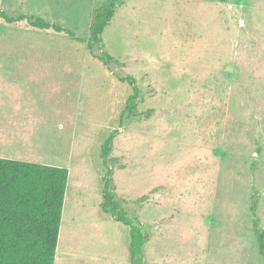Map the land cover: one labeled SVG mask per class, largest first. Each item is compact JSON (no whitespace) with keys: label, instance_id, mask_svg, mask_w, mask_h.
Listing matches in <instances>:
<instances>
[{"label":"rangeland","instance_id":"rangeland-1","mask_svg":"<svg viewBox=\"0 0 264 264\" xmlns=\"http://www.w3.org/2000/svg\"><path fill=\"white\" fill-rule=\"evenodd\" d=\"M112 1L0 0L86 41L0 20V68L32 78L25 130L0 158L69 171L55 264L134 263L129 228L102 207L108 171L143 264H264V0H120L90 49ZM128 77L137 115L120 125Z\"/></svg>","mask_w":264,"mask_h":264},{"label":"trees","instance_id":"trees-1","mask_svg":"<svg viewBox=\"0 0 264 264\" xmlns=\"http://www.w3.org/2000/svg\"><path fill=\"white\" fill-rule=\"evenodd\" d=\"M119 1L113 0L94 17L87 42L90 49L102 47V34L114 17ZM0 20L7 24L26 23L36 30L52 31L79 43L86 42L76 38L73 31L42 18L12 17L0 11ZM94 57L104 64L114 61L104 51ZM124 81L133 87L134 94L126 103L120 125L125 115L127 118L137 115L136 101L139 97L135 79L128 77ZM115 137L113 133L105 141L102 158L107 159L110 155ZM110 176L111 171H108L104 180L103 210L129 228L130 251L135 258L133 264H143L146 237L116 200ZM68 180L69 171L66 168L0 158V264H55ZM253 210L255 216L256 203ZM255 233L264 258V230L260 231L256 222Z\"/></svg>","mask_w":264,"mask_h":264},{"label":"crops","instance_id":"crops-1","mask_svg":"<svg viewBox=\"0 0 264 264\" xmlns=\"http://www.w3.org/2000/svg\"><path fill=\"white\" fill-rule=\"evenodd\" d=\"M22 73H24L22 70L16 74L8 73L0 68V148L15 144L19 133L26 127L28 106H31L32 96L30 94L26 96V91L18 89L26 87L32 78L22 80L20 76H11Z\"/></svg>","mask_w":264,"mask_h":264}]
</instances>
